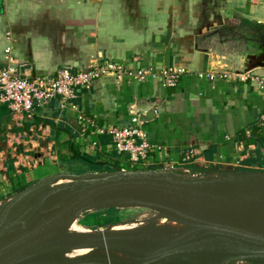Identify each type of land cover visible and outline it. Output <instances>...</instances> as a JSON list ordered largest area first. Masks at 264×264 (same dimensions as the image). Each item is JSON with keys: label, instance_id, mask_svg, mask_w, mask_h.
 I'll return each instance as SVG.
<instances>
[{"label": "crops", "instance_id": "1", "mask_svg": "<svg viewBox=\"0 0 264 264\" xmlns=\"http://www.w3.org/2000/svg\"><path fill=\"white\" fill-rule=\"evenodd\" d=\"M252 55L264 63V0H0V63L22 78L64 67L77 73L95 61L189 72L175 88L101 77L90 90L31 113L0 105V203L54 176L76 181L93 176L91 165H126L111 137L96 130L125 127L137 113L152 118L143 129L159 147L139 171L231 176L264 170V92L234 76L209 82L195 75L245 71L255 63ZM249 74L262 75L264 68ZM80 114L96 127L83 129ZM250 176L260 175L245 176L240 188L260 186Z\"/></svg>", "mask_w": 264, "mask_h": 264}, {"label": "rangeland", "instance_id": "2", "mask_svg": "<svg viewBox=\"0 0 264 264\" xmlns=\"http://www.w3.org/2000/svg\"><path fill=\"white\" fill-rule=\"evenodd\" d=\"M227 48L228 47H226V49ZM228 50L231 49L228 48ZM228 50H226V52H231ZM117 167L127 168L122 162L118 163ZM137 168L141 169L142 167L137 166ZM79 169L80 167H72L70 171L77 172L80 171ZM87 170L88 174H92L93 176L83 178H98L110 174L107 173V170L105 169L92 171L88 168ZM128 171H134V169L130 168ZM258 171L264 173V170ZM115 173L117 172L114 170L113 173L111 172V174ZM237 174L238 172L235 173V175ZM235 175L201 174L192 177L194 180L201 181V186L198 183L187 181L179 182L178 186L186 192L202 191L201 188L203 190L209 188L213 189L211 193L207 192L203 193L201 196L199 194L194 196V199L196 200L195 206L208 220L213 219L218 223H224L235 229L244 231L264 228V177L259 176L260 186H254L256 188H240V186H243L248 179L245 176H248L249 174H244L239 180L229 183ZM118 176H120V174ZM158 176L167 177L168 175ZM180 178L184 180L188 179L187 177ZM216 187L223 192L217 191L215 189ZM29 189H24L25 191L22 193H15L8 197V200L6 199V201L0 203V243L13 241L26 230L33 228L37 224V215H39L40 221L41 219L44 221L56 212V210L50 212L46 211V208L52 205L51 202H46V207L43 208L39 207L40 204L38 206V212L36 213L32 211L31 214L27 207L20 206L19 204L21 202L37 198L47 190L42 189L43 192L40 190L35 193L33 191L30 192ZM167 201L186 206L185 200L181 201L175 198H167ZM5 203L6 205H9V207L2 206ZM110 208L116 207H102L97 210L86 209L89 211L78 215L76 219L67 225L66 229L58 235L63 236L65 233L78 236L84 232L90 233V236H93L92 238L96 239L100 236L98 235L100 232L107 233L109 236L120 233L123 238L128 240L126 242H128L127 245L129 244V246L125 247L126 250H124V245L126 244L121 246L119 242L111 240L109 245L111 247L110 250L118 249L120 252L113 257L111 264L127 263V261L136 254H140V260L131 261L134 264H223V262L218 261L205 239L195 229L183 222H179L176 218L168 219L163 213H159V211L154 208L130 204L128 207L117 208L118 210H123L105 214L109 218L112 217L113 219H117L118 223L116 224L95 229L80 225V220H82L83 217H86L87 223H95L96 219L94 216H85L86 214L99 213L102 216L104 213L101 212ZM29 216L32 217L29 218ZM58 235L48 240L47 243H41L39 249L43 247L46 250L42 251L41 254H36L34 259L32 258V263L23 264H41V261H44V259L48 257V255L45 256L43 253L49 250L57 251L58 244L62 238ZM74 244L70 243L69 248H74ZM217 244L224 245L219 241ZM85 250L89 253L95 251L96 247L88 246ZM25 252L27 257L34 255L30 252ZM48 253L49 252H47V254ZM72 253H75V251L69 250L68 253L61 254L60 258L63 256H69V254ZM50 255H52V253ZM219 255L228 254L219 253ZM54 260L57 261V258H52L50 261ZM46 263L48 262L46 261Z\"/></svg>", "mask_w": 264, "mask_h": 264}, {"label": "water", "instance_id": "3", "mask_svg": "<svg viewBox=\"0 0 264 264\" xmlns=\"http://www.w3.org/2000/svg\"><path fill=\"white\" fill-rule=\"evenodd\" d=\"M249 59L254 60L255 63L244 66L245 71L241 72L246 73L255 68H264V63L262 64L259 63V61H256L255 56L252 55ZM241 72L238 71V73ZM152 113L155 114V110H152ZM137 115L142 122H147L152 119L149 116L141 119L139 113H137ZM113 170L117 173L111 174V172H108L110 174H106L104 177L76 180L67 183L61 189L49 188L45 190L43 194L37 198V201H40L41 203L47 200L52 201L54 209H57V212L44 221H40V217L37 215V224L33 228L29 229L13 241L0 243V264H10L17 260L27 259L25 252L27 246L40 239L49 231L63 225H69L78 215L89 211L85 210L86 207L108 194L133 195L143 203L144 206L156 209L159 213H163L168 219L177 218L179 222L191 225L207 243L213 246V249L217 254H228L220 255V260L223 264L241 262L261 263L259 259L264 258V228L244 231L235 229L224 223H215L216 221L212 222L204 217L203 213L197 209L194 196L198 194L201 196L203 193L207 192L211 193L213 189L209 188L203 190L200 187L202 191L186 192L178 186L179 182L182 181L194 182L199 185L201 181L192 179L193 176L176 174L173 172L128 171L122 168H113L112 173ZM119 174L120 176H118ZM166 174H168L169 177L158 176ZM243 174H257L264 176V173L260 171H240L229 183L239 180ZM180 177H187L188 179L184 180ZM168 188L175 189L177 193L167 192L166 190ZM215 189L221 191L217 187ZM147 191L154 194L158 203L147 200L146 198L142 199L143 197H141V194H144ZM167 198H175L181 201L185 200L186 206L167 201ZM33 202L34 201L23 204V206L31 205ZM28 209L31 214L32 208L29 207ZM218 241L222 242L224 245H218ZM130 260H140V254L134 255Z\"/></svg>", "mask_w": 264, "mask_h": 264}, {"label": "built area", "instance_id": "4", "mask_svg": "<svg viewBox=\"0 0 264 264\" xmlns=\"http://www.w3.org/2000/svg\"><path fill=\"white\" fill-rule=\"evenodd\" d=\"M10 49L5 50L9 54ZM10 63L11 58H7ZM189 72L175 66L165 68L132 69L111 61H95L89 68L72 73L69 68H61L52 76L35 77L31 80L22 78L16 69L10 65L0 63V105L7 104L13 114L31 113L35 106L44 107L53 99L66 101L71 99L74 92L90 90L93 83L101 77H112L117 81L131 79L139 83L158 80L164 88L177 87L180 79ZM198 79L215 82L219 79L228 80L231 76L241 82L251 81L257 89L264 92V74L204 71L195 73ZM156 113V111H155ZM83 129L95 128L96 125L83 115L77 118ZM264 123V114L261 116ZM143 124L137 116L130 119L129 125L105 127L97 129L99 134L111 137V149L117 156L122 157L126 165L138 170L137 166H145L148 155L158 152L159 147L147 140ZM93 146L96 143L92 144Z\"/></svg>", "mask_w": 264, "mask_h": 264}, {"label": "bare ground", "instance_id": "5", "mask_svg": "<svg viewBox=\"0 0 264 264\" xmlns=\"http://www.w3.org/2000/svg\"><path fill=\"white\" fill-rule=\"evenodd\" d=\"M249 178L252 179L253 181L254 180L260 181V179L258 177H255V176H250ZM88 179H93V177L82 178L80 180H88ZM71 181H74V180L72 178L54 176L52 178H49L48 180H45V181L37 184L34 187H31L29 190H30V192L33 191L36 193V192H39L40 190L42 191V189H49V188L59 189V188H63L67 184V182H71ZM166 191L169 193H177V191L175 189H170V188H168ZM39 197H37V198H39ZM141 197H143L142 199L146 198L147 200L158 203V200L156 199L154 194L149 192V191L145 192L144 194H141ZM37 198L30 199V200L25 201V202H21L19 205L23 206V204L34 201L33 204L26 205V206L24 205V206L27 208L31 207L32 208L31 210L37 213V210L39 209L38 206L40 204L41 205L39 207L43 208V207H46V202H48V203L51 202L52 205L48 206L46 208V211L50 212V211L56 210V212H57V209H54V204L52 201L47 200V201H44L41 203L40 201H37L38 200ZM135 202H136L137 206H144L143 203H141L137 198H135L133 195H130V194H117V195L108 194V195H104L99 200L93 202L91 205L86 207L85 210L86 209L97 210V209H101L102 207L123 208V207H128L130 204L136 205ZM2 206L9 207V205H6V203L3 204ZM42 210H44V209H42ZM34 216H35V213H34ZM31 217L32 216H29V218H31ZM41 221H43V220L41 219ZM210 221L215 222V220H210ZM16 223H17V221H16ZM215 223H217V222H215ZM186 225L192 227L189 224H186ZM66 227H67V225H63V226H60L58 228H55V229L47 232L40 239L34 241L31 245H29L25 248V251L30 252L31 254H34V255L27 257V259H25V260H17L15 262L10 263V264L32 263L33 262L32 258L34 259V256L36 254H38V253L41 254L42 251L46 250L43 247H41L39 249L41 243L42 242L47 243L48 240L54 238L58 234H61L66 229ZM192 228L195 229L194 227H192ZM28 230H26L25 232H27ZM98 235H100V236L96 239H93L92 238L93 236H90V233H84V232L79 234L78 236L69 235V234H65V233L63 234V236L60 235L62 238H61V241L59 240L60 243L58 242L59 244L57 247V251H50L49 250V251H46L45 253H43V255H45V256L48 255V257H46V259H44V261H41V264H111L113 257H115L116 254L118 255L120 252L118 251V249L110 250V248H111L109 246L110 241L111 240L117 241L121 244V246L123 244H126V245H124V250H126L125 247L129 246V244L127 245L128 242H126L128 240L123 238V236L120 233L115 234L113 236L110 235L111 237L109 236V234L104 233V232H100V234H98ZM70 243L71 244L75 243L74 248H69ZM207 244L212 249V251H213L214 255L217 257L218 261H221L219 253L217 254L214 251L213 246L211 244H209V243H207ZM88 246H90V247L95 246L96 250L87 253L85 248H87ZM69 250H74L75 253H72V254H69V256H63L60 258L61 254L68 253ZM47 252H49V253L47 254ZM51 253H52V255H50ZM37 257H35V258H37ZM55 257L57 258V261H55L56 259L54 261H50L52 258H55ZM48 258H50V259H48ZM46 261L48 263H46ZM124 264H134V263L131 262V260H128L127 263H124Z\"/></svg>", "mask_w": 264, "mask_h": 264}, {"label": "trees", "instance_id": "6", "mask_svg": "<svg viewBox=\"0 0 264 264\" xmlns=\"http://www.w3.org/2000/svg\"><path fill=\"white\" fill-rule=\"evenodd\" d=\"M82 158L87 159L89 162H92V164L94 162V160L91 159V158H89V157L82 156ZM117 165L118 164L115 163L112 166V168H116ZM89 168L92 171L105 169V170H107V173L108 172H112V170H110L109 168H99V167H96L95 165H91ZM122 169L130 170V168L128 166H127V168H122ZM248 171H255V170H248ZM119 210H123V209H119ZM119 210L118 209H115V208H110V209L104 210L103 212H101V213H104V215H102V216L99 213H89V214H86L85 216H94V218L96 219L95 220V223L89 224V223L86 222V217H83V219L80 220V225L81 226L88 227V228H91V229H95V228H100V227H105V226H108V225L116 224V223H118V220L117 219H113L112 217L109 218L105 214L110 213V212H117Z\"/></svg>", "mask_w": 264, "mask_h": 264}]
</instances>
